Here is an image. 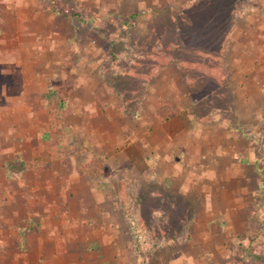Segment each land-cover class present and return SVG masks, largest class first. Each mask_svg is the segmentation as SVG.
<instances>
[{
  "label": "rangeland",
  "instance_id": "rangeland-1",
  "mask_svg": "<svg viewBox=\"0 0 264 264\" xmlns=\"http://www.w3.org/2000/svg\"><path fill=\"white\" fill-rule=\"evenodd\" d=\"M52 1L54 9L77 22L74 25L76 39L81 43L97 41L94 44L101 47L99 62L103 78L116 94L115 76L129 65L127 60L110 56L108 50L112 41L120 36L124 24H133L129 30L131 38L139 42L156 19L153 12L163 13L167 8L182 12L192 10L201 0H166L169 5L165 7L161 0L157 3L161 7H151L148 9L151 12L142 11L130 18L122 15L123 19L119 17L117 22L112 20L113 14H105L117 0ZM100 3L102 10L96 12ZM206 7L198 13L200 33L196 27L193 34L187 28L184 34L198 38L212 50L217 41L218 45L223 41L226 51L223 48L222 55L219 53L213 58L216 59L212 60L213 69H193V84L186 69L177 62L168 65L175 76L165 79L162 72L168 66L153 72L151 62L145 60L140 68L144 71L141 77L148 79L146 86L142 78L120 82L121 87L145 91L134 108H122L124 115L129 116V125L135 124L133 120L141 123L143 105H148L154 114L152 122L176 117L189 124L188 140L192 141L190 145L197 157L189 159L181 151L183 155L177 160L180 171L175 173L166 171L172 162L160 160L156 164L150 159L131 162L122 152L115 163L104 156L110 149L98 135L87 141L91 119L88 120L87 115L85 119L71 118L69 112L65 120L70 126L66 131L51 128L50 140L43 137V141L30 143L25 148L27 154L33 152L38 159L31 161L29 156L25 158L16 150L8 152L5 158L0 152V264L34 262L29 247L35 245L32 242L36 232L42 233L46 242L58 240L60 247L72 245L66 236L51 237V226L55 223L51 222L48 212L62 211V199L71 190L58 187L74 180L96 184L104 193L103 197H107L108 208L121 214L123 230L128 233L123 239H127L129 249L124 259L130 264H136L137 260L139 264H264V0H214ZM159 26L162 30L163 25ZM209 28L213 39L205 36ZM249 39L253 41L249 43ZM250 47L256 49L252 54L260 55L253 65L248 54ZM140 54L138 51L134 56L140 57ZM152 56H148L150 60ZM147 71L149 74L145 73ZM170 86L178 93H169ZM143 110L149 118L150 113L145 107ZM184 137L181 139L186 140ZM215 144L220 146L219 157L211 149ZM13 145L17 144L13 142ZM121 145L118 151L123 150ZM202 145L207 153L205 160L200 157ZM226 166L233 168L225 173ZM51 167H57L54 174ZM226 180L230 182L229 190L223 188ZM194 181L209 182L211 188L200 193ZM19 182H26L27 186L19 188ZM49 184L57 189L48 190ZM64 192L66 195L62 196ZM80 192L86 193L83 189ZM207 192L211 194L209 201ZM52 197L55 207L49 205ZM111 197L117 199L115 204ZM142 198L148 199L151 208H143L145 223L139 219L132 224L131 220L138 218L136 209L138 203H143ZM191 199L195 203L200 201V208ZM161 227L166 229L168 240L160 238L165 234ZM83 242H79L80 246ZM59 255L60 260L66 257L71 261L82 256L62 251L53 256ZM90 259L94 260V256L90 255Z\"/></svg>",
  "mask_w": 264,
  "mask_h": 264
},
{
  "label": "crops",
  "instance_id": "crops-1",
  "mask_svg": "<svg viewBox=\"0 0 264 264\" xmlns=\"http://www.w3.org/2000/svg\"><path fill=\"white\" fill-rule=\"evenodd\" d=\"M160 1L117 0L105 14L115 15L114 18L112 15V20L115 19L117 22L122 15L129 17L142 11L146 13L151 7L159 8L161 6L157 3ZM52 2V0H0V152H3L2 156L7 158L8 152L12 153V150H16L25 158L29 156L31 161L38 159V155L33 152L27 154L25 148L30 143L43 141V137H48L50 140L53 133L51 128L59 127L61 131H66L70 122L65 119L70 112L71 118L85 119L87 115V119H91L87 141L95 139L94 136L98 135L100 141L110 149V152H106L104 156L106 159L114 160L115 163L122 152L131 162L140 160L141 163L149 159L154 160L156 164L160 160L172 162L168 164L170 167L166 171L175 173L180 171L177 169L179 167L177 160L183 155L182 152L189 159L196 158V150L190 145L193 143L192 141L189 143L188 140L189 124L183 123L176 117L152 122L154 114L149 111L148 105H143L150 113L148 116L150 120L145 117L142 107L139 116L141 123L133 120L135 124L129 125L127 118L129 116H125L122 110L123 101L113 93L103 78L99 62L101 47L94 44V39L87 43H81L76 39L74 25L77 22L69 16L60 14L53 8ZM168 5L169 3L166 2L163 7ZM101 6L100 3L96 12L102 10ZM149 12L151 11L148 10L147 13ZM108 17L110 18L109 15ZM251 41L253 39L248 40L249 43ZM90 45L97 48L93 46L91 47L93 49L87 50ZM250 49L249 58L251 64H254L260 55L252 54L256 50L255 47ZM169 66L162 72L165 79L175 76L174 71L169 70ZM248 74L250 77V73ZM172 86L169 93H178L176 90H171ZM224 135L227 133L224 132ZM182 137L186 140H182ZM13 142L17 145H13ZM120 144L123 150L118 151ZM205 144L208 146V141ZM219 147L217 144L211 147L218 157L221 155L218 153L221 151ZM174 152L181 153L177 155ZM229 153L228 151L227 156ZM201 155L204 160L207 159L204 149ZM230 156L234 158L233 153ZM224 168V172L228 173L233 167ZM51 170L54 174L57 167H51ZM34 171L37 169L34 168ZM193 183L200 193L211 188L209 182L194 181ZM229 184L228 180L224 181L223 188L229 190ZM25 186H27L26 182L18 184L19 188ZM60 188H70L71 191L67 195L65 192L62 195L66 196L62 199L61 205L64 208L61 212L56 209L55 212L52 210L48 212L51 222L55 223L51 226V237L56 239L58 235L66 236L72 245L60 247L58 240L46 242L42 233L36 232L37 237L35 236L32 242L35 245L29 247L34 254V262L26 261L24 264H130L124 259L125 252L129 249L127 239H123L128 233L123 230L121 214H116L108 208L107 197H103L104 193L97 185L92 182L76 183L74 180L58 187ZM47 189L54 191L57 187L49 184ZM82 189L86 193H81ZM207 194L206 200L209 201L211 194L208 192ZM111 199L114 204L117 202L116 198L111 197ZM54 200L53 197L49 200L50 206L55 207ZM191 200L199 207L200 201L195 203L193 199ZM79 242L84 244L80 246ZM61 251L63 254L81 253L82 256L76 261L66 257L60 260V255L53 256L56 253L61 254ZM46 254L51 255L46 256ZM90 255L94 256V260L90 259ZM136 264H139L138 260Z\"/></svg>",
  "mask_w": 264,
  "mask_h": 264
},
{
  "label": "trees",
  "instance_id": "trees-1",
  "mask_svg": "<svg viewBox=\"0 0 264 264\" xmlns=\"http://www.w3.org/2000/svg\"><path fill=\"white\" fill-rule=\"evenodd\" d=\"M213 1L214 0L197 1V3L191 8L192 10L188 9L184 10L183 12L176 11L171 8L165 9L163 13L153 12L152 15H155L154 17L156 19L154 20L153 24H151L149 31L144 34L145 36L142 37L139 42H135L133 40L134 37L131 38L132 33L129 30L133 27V24H124L120 36L112 41V44L108 50V54L113 58L119 57L120 59L127 60L129 65L126 70L116 74L115 84L113 86L114 91L123 101L124 106L127 109L134 108L135 104L138 105L145 91H140L141 89L137 88H127L126 86L121 87L120 82L125 80L137 81V78H142L144 79L143 84L146 86L148 79L141 77L144 76V71H141L140 68V64L142 62L144 63L145 60H149L151 62L150 69L153 72L166 68L169 64L175 61L186 69L188 72L189 81L193 84L195 83V76L192 72L193 69L203 67L213 69L214 62L212 60H216L213 58L219 56V53L222 55V50L224 48L223 41L221 45H218L217 41V45L212 50L210 49L211 47L205 42H200L198 38L192 35L188 38L187 33L186 35L184 34L186 28L191 30L192 34L194 33L195 28L199 26V11L206 9V6H211ZM158 14L161 16H157ZM165 16L168 18L163 19ZM167 20L169 24H165ZM127 25L128 27H126ZM159 25H163L161 26L163 27L162 30ZM198 32L200 33L199 27ZM210 35H212V33L209 28L208 34L205 36L213 39V35L211 37ZM130 40L133 41L130 43ZM144 46L146 47L145 49ZM210 50H212V52H210ZM138 51L141 52L139 55L140 57H135L134 55H136V52ZM224 51H226V48H224ZM132 55L134 57H132ZM149 55H153L151 60L150 57H148ZM145 73L149 74L148 71ZM133 94L135 95L133 96ZM145 199L146 198H142L143 203L140 202L137 204L136 214L138 215V218L137 220L136 218L131 220L132 224L138 222L139 219H142L145 223L142 211L144 207H149L147 204L148 199ZM169 219H167V223H170ZM161 228L165 234H161L160 238L163 240H168L169 236L167 235L166 229L164 227ZM172 237L174 238L175 235H172Z\"/></svg>",
  "mask_w": 264,
  "mask_h": 264
}]
</instances>
